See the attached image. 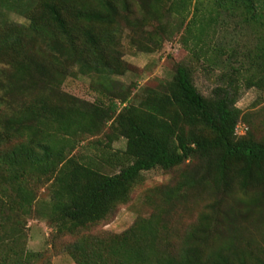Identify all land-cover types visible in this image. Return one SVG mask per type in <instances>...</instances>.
Listing matches in <instances>:
<instances>
[{
	"label": "trees",
	"instance_id": "obj_1",
	"mask_svg": "<svg viewBox=\"0 0 264 264\" xmlns=\"http://www.w3.org/2000/svg\"><path fill=\"white\" fill-rule=\"evenodd\" d=\"M232 21L251 41L224 59L207 41ZM174 32L226 69L211 95L182 63L140 92L114 79L131 70L126 33L153 52ZM77 76L104 99L64 92ZM251 88L264 92V0H0V264H51L28 249L34 217L76 264H264V135L237 105ZM156 169L176 173L146 191L147 215L90 232Z\"/></svg>",
	"mask_w": 264,
	"mask_h": 264
},
{
	"label": "rangeland",
	"instance_id": "obj_2",
	"mask_svg": "<svg viewBox=\"0 0 264 264\" xmlns=\"http://www.w3.org/2000/svg\"><path fill=\"white\" fill-rule=\"evenodd\" d=\"M12 18L20 23L24 22V19L18 15L13 14ZM231 24L232 26L229 29L218 31L214 37H210L211 40L207 41L211 49L225 50L223 52L224 59L229 55L231 48L244 46L251 41L245 28L237 26L233 21ZM174 33L171 39L169 36L160 41L161 46L158 44L153 52L139 50L130 42L129 34L126 33L122 40L123 60L131 66V70L123 75H116L114 79L124 85L136 83L137 92H140L145 85L155 87L160 80L171 79L175 64L182 63L197 69L195 73L197 87L204 95H211L213 89L219 83V76L226 69L221 64L213 63L215 57L204 54V50H207L206 45L202 43L204 49L200 50V47L194 46L193 40L184 37V32ZM196 53L198 56H196ZM92 81L93 79L84 76L68 77L62 85V90L90 102L99 98L104 99L103 95L92 89ZM105 101L107 102L108 98ZM254 104L256 105L254 106ZM237 105L243 110V113H246L247 122L252 126L254 132L258 136L264 135V92L257 88L244 89ZM248 124H241V126L247 128L245 125ZM90 140L89 142H92L93 138ZM83 144L79 147V151L88 152L91 150L87 142ZM125 147L126 140L123 138L114 141L112 144L113 150H123ZM175 173L164 172L160 169L144 172L143 183L135 188L131 201L127 205L120 206L110 220L90 229V232L96 234L120 233L130 227L139 214L147 215L149 211L145 204L146 191L168 183ZM46 194L45 191L41 192L40 199L46 198ZM52 233L53 229L44 220L36 217L30 219L28 224V249L51 252V264H76L69 254L64 251L63 246L58 245L57 249H51Z\"/></svg>",
	"mask_w": 264,
	"mask_h": 264
},
{
	"label": "built area",
	"instance_id": "obj_3",
	"mask_svg": "<svg viewBox=\"0 0 264 264\" xmlns=\"http://www.w3.org/2000/svg\"><path fill=\"white\" fill-rule=\"evenodd\" d=\"M237 130H238L239 133H244L245 132V128H242L241 125L238 126Z\"/></svg>",
	"mask_w": 264,
	"mask_h": 264
}]
</instances>
